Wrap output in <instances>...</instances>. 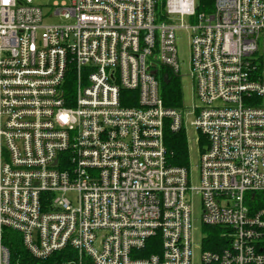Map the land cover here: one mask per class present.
<instances>
[{"label": "built area", "instance_id": "2783aa9c", "mask_svg": "<svg viewBox=\"0 0 264 264\" xmlns=\"http://www.w3.org/2000/svg\"><path fill=\"white\" fill-rule=\"evenodd\" d=\"M198 5L66 0L44 26L33 0H0V264L6 230L40 261L264 264V0ZM183 30L188 112L161 94L163 70L181 78ZM188 124L205 144L198 187L165 145Z\"/></svg>", "mask_w": 264, "mask_h": 264}, {"label": "trees", "instance_id": "16d2710c", "mask_svg": "<svg viewBox=\"0 0 264 264\" xmlns=\"http://www.w3.org/2000/svg\"><path fill=\"white\" fill-rule=\"evenodd\" d=\"M214 7V0H199L197 7L198 12L210 13ZM161 78V94L168 107H178L182 104V85L178 77L173 76L169 72H165ZM73 82V80L71 81ZM72 85V84H71ZM165 145L168 150V161L170 165L187 167L189 165V146L185 132H172L170 130L165 133ZM208 229V228H207ZM4 244L11 251V260L13 264L17 262L21 264H78L77 253L71 249H66L53 254L46 260H36L25 249L18 233L6 230ZM153 250L148 248L145 254H151ZM83 264H93L89 259H85Z\"/></svg>", "mask_w": 264, "mask_h": 264}, {"label": "rangeland", "instance_id": "374dc122", "mask_svg": "<svg viewBox=\"0 0 264 264\" xmlns=\"http://www.w3.org/2000/svg\"><path fill=\"white\" fill-rule=\"evenodd\" d=\"M25 1V0H23ZM66 0H33L34 4L41 5L43 8L44 26H51L58 23H63L60 18H50L49 14L54 11L55 3H62ZM187 24H193L194 22L190 19H186ZM177 48H178V61L180 64L181 72V85H182V104L183 110L185 112L191 111V109L198 105V101L195 100L193 95V81L190 74V61H191V46H190V35L186 31H180L177 33ZM164 74V70L162 71ZM160 76H162L160 74ZM186 135L188 139L189 146V171L190 179L193 187H198L200 182V154L201 147H204L205 144H199L197 132L189 126L186 127ZM202 215V203L198 195H195L193 198V217L195 228L200 229L202 226L201 223ZM198 237V232H197ZM196 264H200L199 257L196 255Z\"/></svg>", "mask_w": 264, "mask_h": 264}, {"label": "snow or ice", "instance_id": "6c2138e0", "mask_svg": "<svg viewBox=\"0 0 264 264\" xmlns=\"http://www.w3.org/2000/svg\"><path fill=\"white\" fill-rule=\"evenodd\" d=\"M8 2V0H5V3H7Z\"/></svg>", "mask_w": 264, "mask_h": 264}, {"label": "clouds", "instance_id": "9594fccd", "mask_svg": "<svg viewBox=\"0 0 264 264\" xmlns=\"http://www.w3.org/2000/svg\"><path fill=\"white\" fill-rule=\"evenodd\" d=\"M2 2H4V3H5V0H2Z\"/></svg>", "mask_w": 264, "mask_h": 264}]
</instances>
